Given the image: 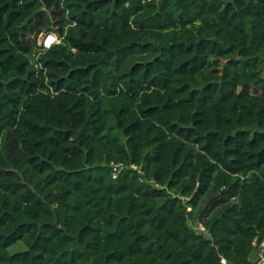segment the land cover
Wrapping results in <instances>:
<instances>
[{"label": "trees", "instance_id": "16d2710c", "mask_svg": "<svg viewBox=\"0 0 264 264\" xmlns=\"http://www.w3.org/2000/svg\"><path fill=\"white\" fill-rule=\"evenodd\" d=\"M263 234L264 0H0V264H249Z\"/></svg>", "mask_w": 264, "mask_h": 264}, {"label": "built area", "instance_id": "2783aa9c", "mask_svg": "<svg viewBox=\"0 0 264 264\" xmlns=\"http://www.w3.org/2000/svg\"><path fill=\"white\" fill-rule=\"evenodd\" d=\"M59 42V39L53 33L42 34L39 37L38 44L39 49L49 48L52 44ZM74 50V49H72ZM123 168L120 163H111V175L113 178H116L120 170ZM132 169H136L135 165H131ZM194 228L202 233H206L205 227L200 221H197L194 224ZM251 253L249 255V264H264V234L261 237L255 236L251 241ZM219 264H231L226 257L221 254H218Z\"/></svg>", "mask_w": 264, "mask_h": 264}]
</instances>
